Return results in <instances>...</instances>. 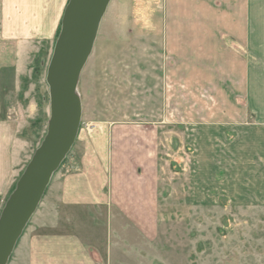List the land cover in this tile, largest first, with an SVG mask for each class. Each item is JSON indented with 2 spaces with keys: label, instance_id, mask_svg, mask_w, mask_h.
Listing matches in <instances>:
<instances>
[{
  "label": "crops",
  "instance_id": "obj_1",
  "mask_svg": "<svg viewBox=\"0 0 264 264\" xmlns=\"http://www.w3.org/2000/svg\"><path fill=\"white\" fill-rule=\"evenodd\" d=\"M68 1L0 0L2 202L28 145L12 91L41 45L57 40ZM153 1L145 36L148 55L163 56L151 69L163 75L148 109L104 110L93 134L80 128L35 213V229L49 232L20 239L23 264H190L199 240L188 231L207 214L256 200L264 209V0ZM142 115L147 122L117 121ZM175 192L193 210H164Z\"/></svg>",
  "mask_w": 264,
  "mask_h": 264
},
{
  "label": "rangeland",
  "instance_id": "obj_2",
  "mask_svg": "<svg viewBox=\"0 0 264 264\" xmlns=\"http://www.w3.org/2000/svg\"><path fill=\"white\" fill-rule=\"evenodd\" d=\"M154 6L153 0H115L109 5L79 84L80 93L86 100L81 130L88 135L93 134V129L102 121L99 114L104 110L133 114H145L147 111L152 82L155 80L158 83L163 75L161 70L151 69L152 62H163V56L156 55L153 60V56L148 55L145 36L146 15L154 13ZM55 42L41 45L40 53L32 58L21 87L12 91L10 105L21 106L24 112L19 114L24 117V129L19 135L28 143L27 150L22 154L24 161L19 174L24 171L47 133L50 92L46 77ZM154 73L156 79H153ZM156 88L159 95L161 89L159 86ZM156 99L154 105L157 108L160 107V96ZM13 114L16 115V112L13 111ZM142 117L117 121L147 122L146 116ZM46 194L40 204V212L48 203ZM181 198L176 192L168 196L164 210H184L187 213L193 210L191 204L183 206ZM5 203L6 199L3 202L0 200V215ZM36 214L29 222L24 237L49 232V229H35ZM205 218L209 220H203V226H195L197 230L191 226L192 230L188 231V239L199 240L189 249L193 259L190 264H264V209L258 207L257 200L244 209L214 210L212 215L209 213ZM22 248L23 241L20 240L8 264H23L18 260L21 255L25 256Z\"/></svg>",
  "mask_w": 264,
  "mask_h": 264
},
{
  "label": "water",
  "instance_id": "obj_3",
  "mask_svg": "<svg viewBox=\"0 0 264 264\" xmlns=\"http://www.w3.org/2000/svg\"><path fill=\"white\" fill-rule=\"evenodd\" d=\"M111 0H69L47 70V133L19 177L0 215V264H8L37 212L54 174L78 138L82 101L78 85Z\"/></svg>",
  "mask_w": 264,
  "mask_h": 264
},
{
  "label": "bare ground",
  "instance_id": "obj_4",
  "mask_svg": "<svg viewBox=\"0 0 264 264\" xmlns=\"http://www.w3.org/2000/svg\"><path fill=\"white\" fill-rule=\"evenodd\" d=\"M12 193V192H11Z\"/></svg>",
  "mask_w": 264,
  "mask_h": 264
}]
</instances>
